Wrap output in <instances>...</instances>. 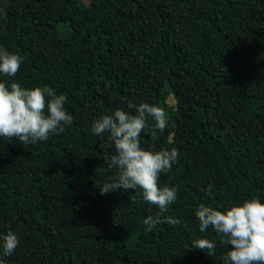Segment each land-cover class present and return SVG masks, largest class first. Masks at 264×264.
I'll return each mask as SVG.
<instances>
[{
	"label": "trees",
	"instance_id": "obj_1",
	"mask_svg": "<svg viewBox=\"0 0 264 264\" xmlns=\"http://www.w3.org/2000/svg\"><path fill=\"white\" fill-rule=\"evenodd\" d=\"M0 48L24 58L0 82L51 87L73 117L47 141L0 137V235L20 241L3 264H223L232 246L195 210L264 203V0H0ZM129 103L166 110L141 147L178 151L159 184L177 188L161 219L179 225L146 232L160 210L141 190L100 192L118 169L91 129Z\"/></svg>",
	"mask_w": 264,
	"mask_h": 264
},
{
	"label": "clouds",
	"instance_id": "obj_2",
	"mask_svg": "<svg viewBox=\"0 0 264 264\" xmlns=\"http://www.w3.org/2000/svg\"><path fill=\"white\" fill-rule=\"evenodd\" d=\"M23 57L0 48V75L15 77ZM67 97L57 94L51 87L23 88L16 82L6 85L0 82V137L11 142L15 138L21 144L47 141L50 134H60L73 123L66 111ZM134 113L119 108L110 115H102L94 121L91 131L97 135L107 133L106 146L114 147L108 160L109 168L118 169V175L100 187L102 194L123 189L141 190L145 202L155 205L160 213L142 221L146 232L160 223L176 226L181 220L161 215L177 199L175 186H161L159 177L171 170L178 159V151H153L141 147V133L150 131L153 140L168 124L166 110L150 103L138 106L128 104ZM212 186L207 191L211 193ZM135 203V199L132 200ZM199 231L211 228L219 234L223 245H231L223 256V264H264V203L259 198L245 199L240 205H232L224 211L200 204L195 210ZM187 228V225H184ZM17 235L8 231L0 235V248L4 256H10L18 247ZM191 246L215 254L216 243L199 238ZM0 264L3 261L0 260Z\"/></svg>",
	"mask_w": 264,
	"mask_h": 264
},
{
	"label": "rangeland",
	"instance_id": "obj_3",
	"mask_svg": "<svg viewBox=\"0 0 264 264\" xmlns=\"http://www.w3.org/2000/svg\"><path fill=\"white\" fill-rule=\"evenodd\" d=\"M85 2H87V0H84ZM169 102L170 103H173V99L172 98H169Z\"/></svg>",
	"mask_w": 264,
	"mask_h": 264
}]
</instances>
